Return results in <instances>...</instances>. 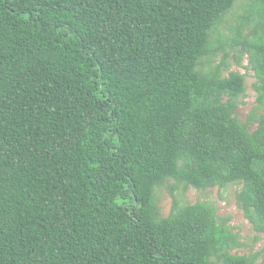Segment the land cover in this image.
<instances>
[{"label":"trees","instance_id":"trees-1","mask_svg":"<svg viewBox=\"0 0 264 264\" xmlns=\"http://www.w3.org/2000/svg\"><path fill=\"white\" fill-rule=\"evenodd\" d=\"M230 185L264 233V0H0V264H264Z\"/></svg>","mask_w":264,"mask_h":264},{"label":"rangeland","instance_id":"rangeland-1","mask_svg":"<svg viewBox=\"0 0 264 264\" xmlns=\"http://www.w3.org/2000/svg\"><path fill=\"white\" fill-rule=\"evenodd\" d=\"M242 63L246 66L247 60L245 59ZM231 69L246 75V97L244 102L240 104L237 109L240 119L245 120L247 114L251 112L256 104V92L251 87L254 81L253 72L235 64L232 65ZM238 190L239 187L236 185H230L227 188L214 187L207 190H195L191 188L186 192L184 200L192 203L198 201L212 203L217 208L219 216H229L231 219L230 224L240 233L241 241L244 243L242 247L238 249V252L247 254L258 251L264 246V233L257 232L252 224L244 217L243 211L236 201ZM158 196L162 212L163 214H167L171 206V197L165 189L158 191Z\"/></svg>","mask_w":264,"mask_h":264}]
</instances>
